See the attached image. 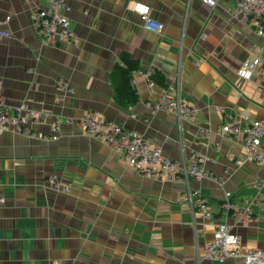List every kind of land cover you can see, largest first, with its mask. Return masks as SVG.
<instances>
[{"label": "crops", "instance_id": "1", "mask_svg": "<svg viewBox=\"0 0 264 264\" xmlns=\"http://www.w3.org/2000/svg\"><path fill=\"white\" fill-rule=\"evenodd\" d=\"M49 1L0 0L11 34L0 40V102L10 115L21 105L47 112L44 123L26 127L57 136L0 135V264H242L204 258L224 221L225 191L253 213L235 227L243 247L264 251V169L251 161L236 167L234 159L245 157L243 137L214 132L228 116L264 123V35L235 15L239 0H216L214 7L202 0H63L74 40L55 46L41 44L32 22L33 10ZM137 3L163 25L160 34L144 28L130 7ZM122 53L138 64L131 79L138 101L125 108L114 102L110 79ZM256 57L255 77L238 79L240 64ZM154 72L164 75L166 88L149 82L145 75ZM60 79L72 94L57 91ZM163 96L199 109V123L178 121ZM84 112L144 135L168 159L201 157L222 185L134 171L120 151L81 129ZM49 177L70 193L52 191ZM187 188L206 200L213 219L191 212Z\"/></svg>", "mask_w": 264, "mask_h": 264}, {"label": "built area", "instance_id": "2", "mask_svg": "<svg viewBox=\"0 0 264 264\" xmlns=\"http://www.w3.org/2000/svg\"><path fill=\"white\" fill-rule=\"evenodd\" d=\"M202 1L209 7H214L216 4V0ZM24 3L28 4L29 0H24ZM137 4L147 9V11L132 9L139 15L144 28L160 34L163 25L152 19L148 6ZM68 11L69 8L63 0H50L45 9L35 8L33 10V27L41 37V44L55 46L74 40V33L66 15ZM234 13L236 16H240L246 24L253 25L259 35H264V26L261 25V21L264 20V0H239ZM8 20L9 17L1 18L0 16V40L11 37L9 30L5 28ZM202 38H205L204 35ZM260 63L261 60L257 57L243 61L236 72L238 79L251 81L255 77ZM28 71L31 72V70ZM145 76L153 84L150 81V74ZM56 89L64 94L73 93V88L62 79L56 82ZM161 104L172 112L178 121L189 119L196 124L199 123V109L196 107L181 103L178 99H168L167 96L162 97ZM49 116L47 112L33 109L28 105H21L16 109L15 115H10L0 102V135L5 131L12 130L33 138L56 140V133L53 135L37 134L26 127L29 122L42 124ZM241 118L242 121L237 122L231 116L225 117L223 122L214 129V132L232 140L243 137L245 157L234 159L233 163L236 167H241L245 162L251 161L264 169V147L261 142L264 136V123L250 120L245 114ZM78 123L87 135L120 151L126 166L145 176L153 179L164 178L172 182H184L186 185H188L189 179H209L218 185L223 183L222 177H217L205 170L201 157L198 156L191 161L168 159L161 153L160 148L153 145L144 135L133 130H126L98 114L84 112L78 119ZM53 129L57 130L56 127ZM200 134L203 137H209L211 130L201 128ZM46 181L52 191L63 195L70 193V188L62 185L56 177H49ZM184 201L191 212L198 210L203 217L214 218L211 210L206 206V200L189 188L186 190ZM3 202L4 199L0 198V205ZM220 208L224 214V221L217 224L213 240L205 247L204 258L218 263H222L226 259H234L242 261V264H264V251L259 248H244L241 237L235 233V227L244 226L252 219L251 207L249 205L240 207L232 201L230 193L225 191ZM227 218L231 219V224L226 221Z\"/></svg>", "mask_w": 264, "mask_h": 264}, {"label": "trees", "instance_id": "3", "mask_svg": "<svg viewBox=\"0 0 264 264\" xmlns=\"http://www.w3.org/2000/svg\"><path fill=\"white\" fill-rule=\"evenodd\" d=\"M137 69V62L127 53H122L110 74L114 102L122 108L132 106L138 101L136 90L131 85L132 73ZM150 81L162 88L167 87L164 75L158 72L151 75Z\"/></svg>", "mask_w": 264, "mask_h": 264}, {"label": "clouds", "instance_id": "4", "mask_svg": "<svg viewBox=\"0 0 264 264\" xmlns=\"http://www.w3.org/2000/svg\"><path fill=\"white\" fill-rule=\"evenodd\" d=\"M130 7H133V8H135L136 10H139V11H147V9H146V8H143L142 6H141L140 9L137 8V5H130Z\"/></svg>", "mask_w": 264, "mask_h": 264}, {"label": "snow or ice", "instance_id": "5", "mask_svg": "<svg viewBox=\"0 0 264 264\" xmlns=\"http://www.w3.org/2000/svg\"><path fill=\"white\" fill-rule=\"evenodd\" d=\"M137 8H138V9H140V8H141V6H140L139 4H137Z\"/></svg>", "mask_w": 264, "mask_h": 264}]
</instances>
